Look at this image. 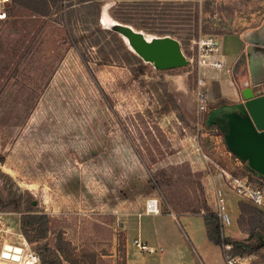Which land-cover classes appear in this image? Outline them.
Listing matches in <instances>:
<instances>
[{
  "label": "rangeland",
  "instance_id": "1",
  "mask_svg": "<svg viewBox=\"0 0 264 264\" xmlns=\"http://www.w3.org/2000/svg\"><path fill=\"white\" fill-rule=\"evenodd\" d=\"M99 4L97 12L90 0H54L41 15L23 0L0 25V247L25 242L37 256L46 245L62 264H121L122 226L147 199L182 223L180 215L213 216L220 170L259 183L205 125L212 106L196 110L193 42L234 36L248 57L264 60V0ZM102 14L147 39H174L191 62L155 70L101 23ZM243 57L229 65L233 77L247 74ZM226 193L231 224L220 235L245 239L247 226L236 224L244 202ZM26 211L43 229L32 243L20 228ZM259 243L254 264L264 262ZM208 258L223 264L215 250Z\"/></svg>",
  "mask_w": 264,
  "mask_h": 264
},
{
  "label": "crops",
  "instance_id": "2",
  "mask_svg": "<svg viewBox=\"0 0 264 264\" xmlns=\"http://www.w3.org/2000/svg\"><path fill=\"white\" fill-rule=\"evenodd\" d=\"M217 41L219 47H224V51H220L222 69L200 68L198 71L207 88L206 99L207 104L212 106L211 109L263 96L264 92L255 94V90H264V85L260 82L264 75V60H259L257 56L248 57L242 48V41L237 37L224 36ZM239 53H243L247 74L245 72L241 77H233L229 65ZM252 60L255 62H251ZM172 216L160 213L148 215L141 212L126 219L122 226L125 238L124 264H213L208 258L211 250H215L222 258L221 249L206 239L200 218L180 215L182 223H179L176 219L171 221ZM177 226L180 231H177ZM133 240L152 249L161 250L152 254L141 252L133 246Z\"/></svg>",
  "mask_w": 264,
  "mask_h": 264
},
{
  "label": "water",
  "instance_id": "3",
  "mask_svg": "<svg viewBox=\"0 0 264 264\" xmlns=\"http://www.w3.org/2000/svg\"><path fill=\"white\" fill-rule=\"evenodd\" d=\"M108 29L126 39L131 51L155 70H172L188 65L177 41L169 37L147 39L141 32L113 22ZM205 125L215 126L227 152L245 169L264 179V95L243 103L210 109ZM263 239L264 234L260 236Z\"/></svg>",
  "mask_w": 264,
  "mask_h": 264
},
{
  "label": "built area",
  "instance_id": "4",
  "mask_svg": "<svg viewBox=\"0 0 264 264\" xmlns=\"http://www.w3.org/2000/svg\"><path fill=\"white\" fill-rule=\"evenodd\" d=\"M168 2L178 1H191L196 2L198 0H165ZM12 0H0V23L6 18L10 10ZM195 48V64L197 71L200 68H211L214 70H221L223 62L220 60V51L217 39L212 36L199 37L193 42ZM188 62H191L188 60ZM194 102L197 112L201 113L205 111L207 105L206 89L204 80L198 75L196 79V87L193 92ZM198 151V147L196 148ZM201 158L205 161L208 159L200 154ZM219 175L221 178L220 185L223 189H217L215 195V211L213 217L216 219L219 229L223 230L230 226L231 220L227 210V204L225 199L226 192L230 193L240 201L249 204L250 206L262 211L264 213V184L253 185L238 176L230 175L229 173L220 170ZM143 213L148 215L159 214V208L157 200L147 199L143 204ZM1 216V213H0ZM6 230L1 226L0 217V234H5ZM22 240V239H21ZM24 241V240H23ZM133 246L148 254L155 253L161 249H152L137 240L132 241ZM28 246L21 243L20 246H14L9 244H2L0 247V264H39L38 258L35 254L28 251ZM230 245H223L221 247L223 264H254L256 260L255 254H233ZM264 264V262H263Z\"/></svg>",
  "mask_w": 264,
  "mask_h": 264
},
{
  "label": "trees",
  "instance_id": "5",
  "mask_svg": "<svg viewBox=\"0 0 264 264\" xmlns=\"http://www.w3.org/2000/svg\"><path fill=\"white\" fill-rule=\"evenodd\" d=\"M23 0H12L10 9L14 6L15 2H21ZM26 2L32 4L36 9L37 14L43 15L49 10V2L54 0H25ZM89 2V0H85ZM88 4V3H87ZM96 9L98 12L100 9L99 0H90V5ZM2 23H0L1 25ZM127 57L132 60L137 61V58L126 51ZM207 114V113H206ZM246 180V179H245ZM247 181V180H246ZM259 185L261 181H258ZM250 183V182H249ZM253 184V185H258ZM17 203L14 204L13 208H17ZM15 211V210H14ZM20 217V228L23 236L27 239L29 243L35 242L42 238V230L38 217L34 215H29V211H26ZM238 218L236 220L237 227L240 228L241 225L245 224L247 230L249 231V236L242 240L223 238L220 235L219 226L216 219L212 215L202 216L203 226L205 230L206 239L213 245L218 246L220 249L223 245H230L233 254H254V252L261 246L259 243V237L264 234V224L262 222L264 218V213L247 203L239 204L238 206ZM247 215L246 218L243 216ZM30 234L35 233V236H30ZM37 235V236H36ZM56 249H50L46 245L39 246L36 249L39 264H62L60 260V255H58ZM121 264H124V252L121 259Z\"/></svg>",
  "mask_w": 264,
  "mask_h": 264
},
{
  "label": "bare ground",
  "instance_id": "6",
  "mask_svg": "<svg viewBox=\"0 0 264 264\" xmlns=\"http://www.w3.org/2000/svg\"><path fill=\"white\" fill-rule=\"evenodd\" d=\"M101 18H102L101 23H102L104 26H106V27L110 26L111 28H113V22L107 20V19L105 18L104 14H102V17H101ZM121 38H122L123 42L126 43V39H124V37H122V36H121ZM129 48L131 49V47H129Z\"/></svg>",
  "mask_w": 264,
  "mask_h": 264
},
{
  "label": "flooded vegetation",
  "instance_id": "7",
  "mask_svg": "<svg viewBox=\"0 0 264 264\" xmlns=\"http://www.w3.org/2000/svg\"><path fill=\"white\" fill-rule=\"evenodd\" d=\"M253 175V174H252ZM255 177H257L256 175H254ZM259 180H262V181H264V179H262V178H260V177H257Z\"/></svg>",
  "mask_w": 264,
  "mask_h": 264
}]
</instances>
